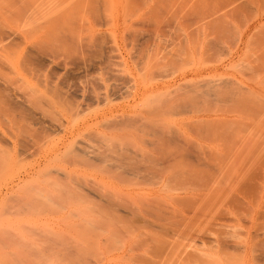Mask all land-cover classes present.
<instances>
[{"label":"rangeland","instance_id":"rangeland-1","mask_svg":"<svg viewBox=\"0 0 264 264\" xmlns=\"http://www.w3.org/2000/svg\"><path fill=\"white\" fill-rule=\"evenodd\" d=\"M9 1L0 0V56L21 53L6 67L0 62V81L21 96L20 108L31 107L47 121L13 128L11 117L21 109L10 116L0 107V264H244L248 244L250 264H264V166L252 169L255 155L236 161L247 185L238 189L237 167L232 179L226 169L233 159L219 160L235 146L253 154L264 149V48L260 56L255 49L262 46L254 44L264 40V21L254 30L255 49L243 53H256L262 63L248 57L253 62L246 67L242 55L233 68L204 74L207 81H201L181 75L211 68L212 50L204 51L211 64L202 68L203 54L191 51L178 22L187 19L189 34L207 32L220 20L211 17L224 19L236 0L231 7L234 0H162L174 4L167 12L157 10L156 0L52 1L56 35L42 29L45 21L35 30L31 21L11 20L23 5L12 0L19 4L14 10ZM45 2L25 4L32 10ZM247 17L251 21L243 22H252ZM157 22L165 32L155 39ZM239 25L220 40L227 46L218 45L214 61L225 59L226 47L245 26ZM57 32L67 41L60 42ZM6 44L11 53H4ZM208 77L230 79L244 93L210 97ZM136 89L144 90L139 100L133 99ZM6 100L14 104L12 97ZM157 131L175 141L156 145ZM77 147L94 156H80ZM214 163L227 165L222 175L205 172Z\"/></svg>","mask_w":264,"mask_h":264},{"label":"bare ground","instance_id":"bare-ground-1","mask_svg":"<svg viewBox=\"0 0 264 264\" xmlns=\"http://www.w3.org/2000/svg\"><path fill=\"white\" fill-rule=\"evenodd\" d=\"M7 1V0H6ZM9 1V0H8ZM16 1H18L19 2V0H16ZM29 2H31L32 3V0H28ZM28 1L27 0H20V2L22 3V9H20V11H17V12H15L16 10H15V8H16V6L17 5H15V4H18V2L17 3H15L14 1L12 2V0H10L9 2H12L15 6H10V8L11 7H14L13 9L15 10L14 11V14H15V16H13L14 14H12V16L13 17H15V18H12V16H11V20L12 19H15L16 21L18 20H20V21H23V19L25 20V21H31L32 23V25H30V26H34L33 28H35L36 26L39 28V27H41L42 26V24L43 23H41V22H44V24L47 26H43V30H47V28H49L48 30L49 31H51V32H53V30L55 31V35H56V31L57 30H55V28L54 29H52V27L54 26L52 23V27L50 28V17L53 15V11L55 10V6L57 5V4H59L60 2H61V0H57V1H54V0H49V4H50V2H51V4L50 5H52V4H54L53 2H56L55 4L56 5H52V6H49V4H48V2L46 3L47 5H42L43 7L44 6H47L48 8L50 7H52V9L50 10V8H49V10H48V8H47V10L45 9V7H44V9H43V7L41 8V6L39 7V8H36V7H33L34 9H36L35 11H34V9H32L31 10V8H32V5H30V9H28V7H27V5L25 4V3H27L28 4ZM53 1V2H52ZM157 1V10L158 11H161V10H163V11H165V12H167V11H169L170 9H172V8H170V6L169 5H171L172 4V6L174 5L173 4V2H170V1H168L169 3H167V1H162V0H156ZM177 1V0H176ZM179 1L181 2L182 1V3H183V0H178V3H179ZM206 1H209V0H206ZM212 1V0H211ZM221 1V0H220ZM229 1V0H228ZM230 2V1H229ZM236 4L234 5V3H235V0H234V2L230 5V7L232 6V5H234L232 8H230V11H228L229 10V7H228V9H227V13L225 14V16H224V19H223V17L222 18H219V15H217L216 16V18L213 16V17H211L212 19H216V20H218V19H220L219 21H210L208 18L206 19V20H203V21H210L211 23V25H212V23H214L212 26H210L209 27V29L207 30V32L205 31L206 30V28H204V29H202V28H200L199 30L201 31L202 30V36H205L204 37V39H206L207 38V36H208V38L210 37L211 38V40L209 41L208 40V38H207V40L209 41V42H205L204 41V39H202L201 40V36L200 37H198L199 36V32L200 31H197V33L198 34H193V33H191V34H189V33H187V26H188V24L186 23L187 22V19L186 18H182V20L181 21H179L178 23H179V25H180V27H182V29L186 32V34H185V40L187 41V43H189V46H190V49H191V51L194 53V54H199V56H200V54L202 55L203 54V59H204V61L203 62H205L204 63V67L203 66H201L202 68H206V64L207 65H210L211 63L209 62V61H213L212 62V67L211 68H209L208 70H194L192 73H190V74H182L181 75V79H186L188 76L190 77H193V78H199V79H197V80H201V81H207V79H205V77L204 78H201L204 74H212L213 76H215L220 70H224V69H226L227 67H232V65H233V63H234V60L235 59H237V58H240L242 55H243V53L245 52V51H247L249 48L251 49V46H252V44H253V42L254 41H252V39H255V38H253V35H254V30L255 29H257L259 26L260 27H262V21H264V0H236ZM44 3V4H45ZM208 3H211V2H208ZM215 3H217V0L215 1ZM220 3V2H219ZM12 4V5H13ZM166 4L169 6V7H166ZM228 4V3H227ZM7 5V4H6ZM2 6V5H1ZM7 6H9V5H7ZM18 6H19V4H18ZM17 6V7H18ZM26 6V7H25ZM54 6V7H53ZM210 6V5H209ZM229 6V5H228ZM174 7V6H173ZM4 8H5V6H4ZM8 8V7H7ZM170 8V9H169ZM9 9V8H8ZM7 9V10H8ZM211 9V8H210ZM10 10V9H9ZM9 10H8V12H9ZM13 11V10H12ZM50 11V12H49ZM205 11V10H204ZM52 12V13H51ZM11 13V11L8 13V14H10ZM13 13V12H12ZM46 13H47V15H46ZM51 14V15H49V14ZM253 13V15H251ZM8 14H6V16H8ZM55 14V13H54ZM250 14V15H249ZM45 15V16H44ZM210 15H213V14H210ZM209 15V16H210ZM216 15V14H215ZM47 16V17H46ZM222 16H223V14H222ZM247 16H250V17H252L253 16V20H252V22H249V23H245V22H243V18L244 17H246V18H248ZM10 17V16H9ZM9 17H8V19H9ZM53 17V16H52ZM218 18V19H217ZM7 19V20H8ZM43 19V20H42ZM183 19H186V20H183ZM46 20H48V23H47V21ZM240 20H242L241 21V23L239 22ZM245 20V19H244ZM247 20H250L251 21V18L249 19H247ZM14 21V20H13ZM40 21V22H39ZM1 22V21H0ZM37 22V23H36ZM52 22V21H51ZM244 23V25H242L243 23ZM10 23V22H9ZM14 23V22H13ZM12 23V24H13ZM17 23V22H16ZM15 23V24H16ZM23 23V22H22ZM28 23V22H27ZM36 23V24H35ZM41 23V24H40ZM56 23V22H55ZM207 23H209V22H207ZM238 23H240L242 26H244V27H239L240 29L238 30V35H237V40H235V44H233L232 43V45L231 44H229V47L230 48H228V47H226L227 48V53L226 52H224L223 54H224V60H217L219 57H217L216 58V60L215 61H218L217 63H215V61H214V57H216L215 56V53H218L219 51V49H220V45L221 44H224L225 42H224V40L223 41H221L222 43L221 44H219V42H220V40H222L223 38H226V36L225 35H227L228 36V34H230V32L231 31H235V27H237L239 24ZM34 24V25H33ZM206 24V23H205ZM205 24H203L204 26H205ZM247 24V25H246ZM7 25V24H6ZM24 25H25V23H24ZM241 25H239V26H241ZM17 26V25H16ZM19 26V25H18ZM21 26V25H20ZM27 26H29V24L27 25ZM29 26V27H30ZM166 26V25H165ZM206 26H207V24H206ZM208 26H209V24H208ZM25 27V26H24ZM32 27L30 28V29H32ZM35 28V30H37L38 28ZM167 27V26H166ZM165 27V28H166ZM28 28V27H27ZM65 28V27H64ZM234 28V29H233ZM16 29H17V27H16ZM22 29V28H21ZM29 29V28H28ZM57 29V28H56ZM61 29V28H60ZM62 29H63V27H62ZM66 29H68V28H66ZM71 29V28H70ZM164 29V24L161 22V23H156V25L154 26V29H153V32H155V34H156V38L155 39H158L161 35H162V33H163V31L165 32V29ZM233 29V30H232ZM27 30V29H26ZM34 29H32V31H33ZM43 30H38V33H39V31L42 33L43 32ZM22 31V30H21ZM24 31V30H23ZM48 31V32H49ZM59 31V30H58ZM65 31V30H64ZM258 31V30H257ZM47 32V31H46ZM67 32H68V30H66L65 32H64V34H67ZM162 32V33H161ZM206 32V33H205ZM236 33H237V31H235ZM35 33H37V32H34L33 34L34 35H37V34H35ZM58 34H61L62 32H57ZM68 33H70V31L68 32ZM161 33V35L160 36H158L159 34ZM201 33V32H200ZM258 33V32H257ZM52 34H54V33H52ZM57 34V35H58ZM166 34V33H165ZM256 34V33H255ZM262 34H264V33H262ZM4 35V34H3ZM2 35V36H3ZM27 35V34H26ZM30 35H31V33H30ZM29 35V36H30ZM63 35V33L60 35V39L64 36H62ZM68 35V34H67ZM75 35V34H74ZM74 35H73V37H74ZM154 35V34H153ZM32 37H34L33 35H31ZM54 36V35H53ZM155 36V35H154ZM163 36H164V33H163ZM162 36V37H163ZM212 36V37H211ZM8 37H9V35H8ZM37 37V36H36ZM35 37V38H36ZM40 37V36H39ZM67 37V39H68V37L69 36H66ZM66 37L64 36V38H62L61 40L59 39V35L57 36V39H59V41L61 42V41H63V40H66L67 41V39H66ZM161 37V38H162ZM256 37V36H255ZM260 37V36H259ZM259 37H258V39H259ZM11 38V37H10ZM28 38H30V37H26V38H23V43L22 44H24V43H26V41H25V39H28ZM70 38H71V36H70ZM76 38V37H75ZM163 38H166V36L165 37H163ZM261 39H264V35H261V37H260ZM55 40H57L56 38H54ZM154 39V40H155ZM15 40V39H14ZM29 40V39H28ZM73 40H76V39H72V41ZM163 40V39H162ZM162 40H160V41H162ZM200 40L202 41V42H200ZM8 41V40H7ZM58 41V40H57ZM71 41V42H72ZM77 41L78 40H76L75 42L77 43ZM155 41H157V40H155ZM166 41V40H165ZM184 41V40H183ZM226 41H228V40H226ZM230 41V40H229ZM260 41L261 42H264V40H259V42H256V40H255V48H257V46H256V44L257 45H259V44H261V45H259V47L260 46H262V47H260V49H255V48H253V46H252V49H255V50H257V51H255V52H257V54L259 53V55L261 54V51H262V49L261 48H264V43H260ZM1 42V41H0ZM15 42V41H14ZM17 42H18V40H17ZM22 42V41H21ZM39 42V41H38ZM45 42V41H44ZM53 42H54V40H53ZM64 42V41H63ZM224 42V43H223ZM13 43V42H12ZM29 43V42H28ZM47 43V42H46ZM46 43H44V45H45V49H48V48H46V45L48 44H46ZM52 43V42H51ZM55 43V42H54ZM73 43V42H72ZM228 43V42H227ZM230 43V42H229ZM1 44V43H0ZM10 44V43H9ZM14 44V43H13ZM62 44V43H61ZM158 44V42H156V44L155 45H157ZM50 45H52V44H50L49 43V46ZM57 45V44H56ZM64 45V44H63ZM72 45V44H71ZM219 45V46H218ZM225 45H226V43H225ZM232 47H231V46ZM8 45L6 44L5 46H3V49H4V53L6 52V51H9L10 50V53H11V49H8V47H7ZM14 46V45H13ZM49 46H47V47H49ZM79 46V45H78ZM222 46V45H221ZM227 46V45H226ZM5 47V48H4ZM9 47H11L10 45H9ZM25 47V46H24ZM40 47V46H39ZM23 48V47H22ZM223 48V47H222ZM221 48V49H222ZM41 49V48H40ZM206 49H208V50H212L211 52H209L208 50H206ZM6 50V51H5ZM13 50V49H12ZM22 50V49H21ZM50 50H52L51 48L49 49V51ZM225 50V49H224ZM259 50V51H258ZM261 50V51H260ZM0 51H1V49H0ZM15 51H18V49H16ZM14 51V53H13V51H12V53L11 54H7V52L5 53V55H1L0 56V58L1 59H3V60H1L0 59V62H1V64H2V68L3 67H6V66H8V65H10V64H12V61H11V57L13 56V57H19V54L21 53H17V52H15ZM22 51H24V49L22 50ZM204 51H208L209 53H207V55L208 56H210V55H212L210 58H209V61L206 63V59L208 60V58H206L205 56H207L206 55V53L204 52ZM212 52H214V54L212 53ZM221 52V51H220ZM223 52V51H222ZM212 53V54H211ZM252 53V52H251ZM251 53L248 55V57L251 59V60H255L256 59V53H254V54H252L251 55ZM262 53H264V52H262ZM196 54V55H197ZM220 54V53H219ZM222 54V53H221ZM223 54H222V56H223ZM247 55V54H246ZM254 55H255V58H254ZM258 55V56H259ZM198 55H197V57H199ZM220 56V55H219ZM252 58H251V57ZM257 56V59H259V57ZM261 56V55H260ZM248 57L246 58V56H245V58L246 59H248ZM262 57H264V56H262ZM220 58H222V57H220ZM243 58H244V55H243ZM243 59L244 60V62L243 63H246L247 61H249L250 62V59H248L247 61H246V59ZM254 58V59H253ZM261 58V57H260ZM210 59H213V60H210ZM240 59H242V57L240 58ZM243 60H241V61H243ZM261 60L262 61H264V59H262L261 58ZM246 61V62H245ZM253 61H251V62H253ZM256 61V60H255ZM260 61V59L258 60V62ZM262 61H260L259 63H262ZM249 62H247V64L249 63ZM249 63L248 65L246 64H244L246 67H249L250 65H252V63ZM258 62H255V63H258ZM209 63V64H208ZM213 63H215V65L213 64ZM0 64V65H1ZM262 64H264V63H262ZM236 64H234V66H235ZM244 65L242 64V66L244 67ZM253 65H254V63H253ZM237 67V66H236ZM239 67L241 68V64H239ZM242 67V68H243ZM251 67V66H250ZM252 67H254V66H252ZM259 67H262L261 66V64L259 65ZM1 68V66H0V70L2 69ZM233 68V67H232ZM241 68V69H242ZM245 68V67H244ZM243 68V69H244ZM227 70V69H226ZM242 71V70H241ZM243 72V71H242ZM241 72V73H242ZM1 73V72H0ZM225 74V73H224ZM7 76V75H6ZM206 76V75H205ZM242 76H244V74L242 75ZM261 76V75H260ZM3 77H5V76H3ZM2 76H1V78H3ZM207 77V76H206ZM222 77V76H221ZM4 80H7V79H3V81ZM193 80V79H192ZM208 80H209V82H208V95H210V97H213V98H218V97H222L223 99H232V98H234V97H239L238 95H240V94H242V93H244L243 92V90L240 88V87H237L236 85H234V84H232V81L229 79L228 81H223V80H213V78L211 79V77H210V79H209V77H208ZM234 80V79H233ZM10 83V82H9ZM241 83V82H240ZM261 83V82H260ZM6 84V85H5ZM242 84V83H241ZM262 84H264V83H262ZM14 85V84H13ZM238 85V84H237ZM260 86H261V84H260ZM0 89H2V90H0V92L1 91H3V93H6V95H5V97L4 98H1V100H0V102H2L1 104H0V107H2L1 105L2 104H4V109L7 111V115H8V113H9V115L11 116L13 113H15L16 111L14 110L16 107V110H20L21 109V111H19V112H16L15 114L17 115V116H15V114H13L14 116H15V118H14V116H12L11 117V120H12V122H13V128H14V125L15 126H18V127H20V129H24V127H26L25 126V124L27 125V123L26 122H31L32 123V125H33V123L34 124H36V125H45L46 123V121L45 120H43L42 119V117L41 116H37V114L34 112V111H31V107L29 108V107H27V105L25 106L26 108H29L30 109V111H28L27 109H22L23 107H22V105H24V104H22L23 102H21L22 101V98H21V96L20 95H18L17 94V92L14 94V92H15V90H13L12 91V89L10 88V86L9 85H7V83H6V81H5V83L3 84V82H1L0 81ZM15 89V88H14ZM250 89V88H249ZM261 90V89H260ZM246 91H247V89H246ZM248 92V91H247ZM143 94H144V90H141V89H136L135 91H134V94H133V99L134 100H136V99H140V97L142 98V96H143ZM17 95V96H16ZM12 97V99H13V101L11 100V102H12V104L13 105H11V103H9L8 102V100H6L5 101V98H7V97ZM18 96H20V97H18ZM7 103H5V102ZM10 104V105H9ZM6 105H8V107H5ZM21 105V106H20ZM12 106V107H11ZM15 106V107H14ZM9 107H10V109H9ZM20 107H22V108H20ZM3 108H1V110H2ZM3 109V110H4ZM10 110V111H9ZM11 110H12V112H11ZM15 112H14V111ZM23 110H24V112H23ZM27 110V111H26ZM6 111H4V112H6ZM1 112V111H0ZM3 112V111H2ZM23 112V113H22ZM18 113H20V114H18ZM2 114V113H1ZM5 113H3V115H4ZM6 115V116H7ZM21 115V116H20ZM40 115V114H39ZM20 118H19V117ZM7 117H9V116H7ZM16 117H18V118H16ZM41 117V118H40ZM208 118H206V120H207ZM201 120H205L204 118L203 119H201ZM207 121H212V120H207ZM129 122V121H128ZM127 123V122H126ZM30 124V123H29ZM28 124V125H29ZM50 124V123H49ZM133 124V123H132ZM23 125V127H21ZM48 125V124H47ZM46 125V126H47ZM128 127H132L130 124L129 125H127ZM17 128V127H16ZM28 129V128H27ZM25 130V129H24ZM29 130L30 129H28V132H29ZM22 132V131H21ZM155 132V131H154ZM154 132H153V134H154ZM23 133V132H22ZM22 133H20V134H22ZM25 133V132H24ZM30 133H31V131H30ZM33 133V132H32ZM35 133V132H34ZM33 133V134H34ZM166 134H169L168 132L166 133L165 132V134H164V132L162 131H157L156 132V134L155 135H157V136H155V138L157 139V142H156V145H158V146H162V145H164V144H167L168 142L170 143L171 141V143H173L174 141H173V139H171L170 138V136L169 137H167L169 140H167L166 139V137L164 136V135H166ZM28 135V134H27ZM39 135V134H38ZM38 135L36 136H34V137H32L33 139L35 138V137H38ZM26 136V135H25ZM175 136V135H174ZM72 137H73V135H72ZM24 138V137H23ZM38 140V139H37ZM26 143V142H25ZM31 143V142H30ZM36 143V142H35ZM168 143V144H169ZM28 144V142L26 143V145ZM32 145V144H31ZM82 146V145H81ZM79 147H80V145H79ZM79 147H77V149L79 148ZM236 148L238 147V146H235ZM246 149H245V148ZM244 147H242V149L246 152V150H247V147L246 146H244ZM236 148H229L228 150H227V153H229V155H224V157H220L219 158V160H220V162L222 161H224V159H227V160H229V159H233L232 161H228L231 165H229V168H227L226 166L227 165H225L223 168H225L226 167V169H228V171H229V173L230 172H233V170L235 171V168L237 167V175L235 176L234 175V177L236 178V181H235V178L233 179L234 180V186L235 187H237L238 189H243L244 188V185H246V183L244 182V180H246L245 178H246V174H245V172L243 171H240V173H239V169H241V168H239L238 166H240V165H238L237 163H236V161H241L240 159L241 158H244V159H246V160H249L251 157H253V156H251V155H255V156H257L256 157V159H255V161H253L254 163H252V165L254 166V167H252V169H255V170H258L259 171V169H261V167L262 166H264V149H260L259 151H256L255 153L256 154H253L250 150H247L249 153L251 152L252 154H247L248 152H244L243 153V150L242 149H240L239 150V147L236 149ZM241 148V147H240ZM80 149V148H79ZM85 149V150H84ZM82 148V149H80V152H81V154L82 155H80V156H87V155H89V158L90 157H92V156H94L93 155V152H91V154H90V152H88L87 150H86V148ZM27 150V149H26ZM29 150V149H28ZM8 153V152H7ZM16 153V152H15ZM14 153V154H15ZM250 155V156H249ZM238 156H241L240 158L238 157ZM250 158H249V157ZM212 159V158H211ZM228 163V164H229ZM233 164L236 166V167H234L233 166ZM238 165V166H237ZM249 165H251V164H249ZM251 165V166H252ZM256 165H258V166H256ZM232 166L234 167V169L232 168ZM220 168V169H219ZM222 168V164H220V165H217V164H215L214 163V165H209V167H207V169L209 170V171H205V172H210V170H211V172H212V170L213 171H215V170H221V169H223ZM230 168H232V171H230L229 169ZM239 168V169H238ZM225 169V170H226ZM251 169V168H250ZM249 169V170H250ZM243 170H244V168H243ZM248 170V171H249ZM222 172H221V175L223 174V170H221ZM248 171H246V173L248 172ZM251 171V170H250ZM210 172V173H211ZM236 172V171H235ZM235 172H233V173H230L228 176H229V178L230 179H232L233 178V174H235ZM209 173V174H210ZM239 173V174H238ZM227 174H228V172H227ZM232 174V175H231ZM211 176H216V174H214V175H212V174H210ZM230 175L232 176V178L230 177ZM66 176H69V175H66ZM218 176V175H217ZM213 177V180H216V178H214ZM21 181V180H20ZM244 182V183H243ZM247 186V185H246ZM241 187V188H240ZM245 189H246V187H245ZM207 204V203H206ZM205 204V205H206ZM241 204V203H240ZM205 205H202V208L204 209V207H205ZM204 206V207H203ZM201 207V206H200ZM207 207H208V205L205 207V210L207 209ZM208 209H209V207H208ZM181 212V211H180ZM261 213H262V211H261ZM183 214V213H182ZM196 213H194L193 212V214L192 215H195ZM262 214H264V213H262ZM259 215H260V213H259ZM196 216V215H195ZM194 216V217H195ZM258 216V215H257ZM193 217V216H192ZM262 217H264V215H262ZM220 225H221V223H219ZM224 226V225H223ZM111 226L109 225V228H110ZM249 235H251L250 233H248ZM197 237L199 238L200 236L199 235H197ZM249 237V236H248ZM253 237H255V236H253ZM194 238H196V237H194ZM194 238H193V240H194ZM197 239V238H196ZM249 239V238H248ZM199 240V239H198ZM250 241H251V239H250ZM249 241V242H250ZM246 242H248V241H246ZM252 242H253V239H252ZM249 246V244L247 245V247ZM244 247V246H243ZM247 247H245V249H244V251H243V255H242V261L244 262V264H250V258H249V252H248V248ZM130 250V249H129ZM132 250V249H131ZM240 259H241V257H240Z\"/></svg>","mask_w":264,"mask_h":264}]
</instances>
